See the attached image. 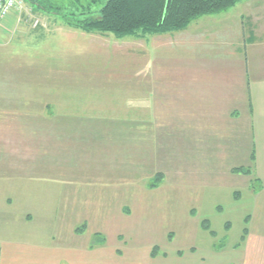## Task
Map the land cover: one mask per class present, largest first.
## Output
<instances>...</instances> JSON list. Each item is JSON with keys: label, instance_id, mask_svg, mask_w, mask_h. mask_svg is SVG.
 Returning a JSON list of instances; mask_svg holds the SVG:
<instances>
[{"label": "rangeland", "instance_id": "obj_1", "mask_svg": "<svg viewBox=\"0 0 264 264\" xmlns=\"http://www.w3.org/2000/svg\"><path fill=\"white\" fill-rule=\"evenodd\" d=\"M105 1L43 0L42 4L47 11L27 4L18 18L36 21L35 27L42 22L41 31L30 34L28 38L29 67H19V60L22 59L12 56L14 50L22 47L21 42L16 43L13 50H0V182L4 183L10 174L25 180L29 177L31 181H40V185L36 186L35 182L30 185L29 197L36 199L32 198L29 202L0 201V237L14 241H58L60 238L63 242L94 246L106 243L123 246L126 251H133L140 256L158 247L157 254L166 252L170 260L177 259L174 253L178 251L186 252L195 248L194 252L207 256L208 261H214L215 256L218 260L233 261L236 264L237 252H242L247 246L245 230L257 228V225L252 224V216L257 211L264 214V196L258 193L259 183L254 182V186L252 185L254 179L259 180L255 172L256 159H252L255 152L251 157L244 152L248 144L246 136L238 138L236 144L231 142V137L226 139L225 146H229L230 141L231 147L236 146V150L239 148L238 158L229 160L228 157L223 164L224 167L237 164L236 167H231L230 172L225 171L230 178L223 180L218 174L221 173L220 170L214 174L208 169L203 174L210 176L203 182L199 180L203 179L202 173L198 175L188 169L187 164L184 167L181 163L179 139H160L165 145H169V153L164 152V156H159L160 152L157 151L153 158L155 165L149 158V152L142 149L147 156H142L144 159L141 167L130 163L125 169L117 170L100 168L92 163L88 167L84 166L83 162L85 160L84 163H87V160L82 158L83 155L87 151H97L90 145L91 139L77 138L78 144L75 149L72 147L73 152L70 153L67 149L62 153L60 146L57 153L53 138H32L21 131L11 137L6 131L7 126L16 121L33 122L28 125L29 130L32 125L41 123L31 119L44 113L40 99L50 102L55 88L60 86L68 88L71 85L72 89L69 90L73 92L74 105L50 107L47 113H52L53 108H57V112H60V108L63 112L72 108V113L101 114L109 108L106 112L125 117L135 111V107L130 104L120 106L124 101L123 95L128 93L125 86H135L138 79L142 83L149 82V72L143 73L146 68L158 69L162 65L173 67L174 71L170 70L168 81L181 82L182 50L186 48V40L182 43L183 36L188 32H203L206 42L202 43L200 49L224 53L230 44L231 37L228 33L233 36L231 25H237L236 30H242L241 35L246 38L247 26L243 24L249 23L251 7L264 4V0H240L225 13L198 19L184 32L170 34L167 36L169 38L147 36L142 42H136L138 45L127 44L126 40H137L133 38L118 42L119 39L113 35H108V39L100 35L98 36L102 38H97L96 34L80 30L73 32L64 28L69 26L63 15L69 18H96ZM252 2L254 4L251 5ZM262 26L264 28V24ZM58 27L63 28V31H58ZM209 27H215L217 32L208 35L205 31H209ZM157 38L168 41L162 48H157L152 45V41ZM259 38L264 40V35ZM195 40L203 41L198 38ZM242 41L239 36V45L243 44ZM232 42L237 43V40L233 37ZM139 45L143 50L135 49ZM259 45L264 43L252 40L247 44L248 51L252 48L256 52ZM195 49H199V46L196 45ZM148 92V88L143 91L142 99L145 98V93L148 96ZM30 99L33 102L31 104L26 102ZM36 101L37 105H33ZM106 103L112 104L106 106ZM136 109L142 116V121L136 123V126L142 129V136H145L142 138L143 144L150 148L148 136H152V130L147 117L150 107L143 103ZM110 124L135 125L134 122ZM240 132H243V128ZM158 145L162 150L159 139ZM26 149H29L30 159L38 162L36 169L28 172L24 166L25 161L32 163V160L21 156ZM17 150H20L18 154ZM69 156L70 161L66 159ZM8 164H14L13 169L7 168ZM15 164L22 168L15 167ZM238 168L251 169L252 181L249 187L233 185L236 175L234 169ZM162 171L163 177L160 174ZM180 172L185 176L182 174L183 179ZM17 180L19 179H15ZM227 181L230 182L226 184ZM20 183L22 182L17 181L15 185ZM85 191H94L92 200L82 199ZM257 205H260V209ZM28 213L33 217L30 222L26 218ZM82 227L84 230L81 234L73 232ZM221 250L224 251L223 254H216ZM262 260L264 257L258 253L248 259L247 264H263Z\"/></svg>", "mask_w": 264, "mask_h": 264}, {"label": "crops", "instance_id": "obj_2", "mask_svg": "<svg viewBox=\"0 0 264 264\" xmlns=\"http://www.w3.org/2000/svg\"><path fill=\"white\" fill-rule=\"evenodd\" d=\"M255 6L251 7L248 25L243 24L247 26L245 30L247 34L246 38L241 35L243 33L242 30H236L237 25H231L233 36L230 32L228 33L231 37L230 44L224 53L212 50L207 51L206 49L201 50L202 43L206 42V35L204 36L203 32H188L187 35L183 36L182 43L186 40V48L182 50L181 82L168 81L170 70L174 71L173 67L162 65L158 66L159 70L156 67L146 68L143 73L149 72V82L142 83L138 79L135 81L134 87L125 86L128 93L123 95L122 99L124 101L120 103V106L130 104L135 107V111H132V113L125 117H120L118 113L106 112L109 108L101 114L90 113L83 115L72 113V108L68 112H63L61 108L60 112H57L58 109L53 108L52 113H47L50 107H72L74 105L73 92L69 90L72 89L71 85L68 88L60 86L57 89L55 88L54 97L50 102L40 99L39 103L44 107V113L33 116L31 119L41 123L29 126V130L28 125L33 122L16 121L14 124L7 126V133L11 137L21 131L26 132V135L32 138H53L55 152L57 153L60 146H62V153H65L67 149L70 153L73 152L72 147L75 149L76 144H78L77 138L91 139L89 141L90 145L94 146L93 149L96 148L97 151H87L83 155L82 158L87 160V163H84V160V166L88 167L92 163L94 166L100 168L117 170L125 169L127 164L130 163L136 165V167H141L144 159L142 156L147 151L149 152V158L151 157V161L155 165L153 158L154 154H157V151L160 152L159 156L160 154L164 156L166 154L164 152L169 153V145H165L160 139L165 137L179 139L181 144V163L184 167L187 164L188 169L196 172L198 175L203 174V171H208V169L214 174H216L217 170H220L221 173L218 174L223 180L230 178L228 177L229 175H226L225 171L229 170L230 172L232 170L231 167L237 165L223 166L225 164L224 161H227L228 157H230L229 160H236L238 158L237 150L239 148L236 150V146L231 147V144L238 143V138L246 136L248 144L244 152L250 157L253 151L255 152V172L260 181V191L258 193L263 197L264 66L262 64H264V45L257 46L256 52L252 48L248 51L249 46H247L252 40L253 42L257 40L264 43V40L259 38V36L264 35V28L262 26L264 24V16L262 15L264 13V9L262 8L264 4L262 5L261 3L257 7ZM18 15L14 13L0 21V50H13L17 46L16 43L21 42L22 47L20 50H14L12 56L16 59H22L19 60V67H29L30 50L28 38L30 34H37L41 31L40 25L42 22H39L38 26L35 27L36 21L20 19ZM54 22L57 21L54 20ZM64 28L71 31L76 30L71 27ZM214 28L209 27V31L206 30L205 32H208V35H213L217 32ZM58 31H63V28L58 27ZM239 32L240 34H238ZM196 34L198 36H194ZM83 35L85 36V34ZM96 35L97 38H102L100 37L101 35ZM169 35L149 36L169 38L167 37ZM238 35L243 40L241 42L243 44L241 45H239ZM146 37H128L117 40L118 42H122L133 38L137 40H126L127 44L138 45L136 42ZM233 37L237 40V43L232 42ZM104 38L108 39L110 37L104 36ZM158 38L152 41V45L162 48L168 39L158 40ZM196 38L203 41L195 40ZM96 40L100 41V39ZM24 43L26 46H24ZM196 45L199 46V49H195ZM135 49L143 50L141 45ZM147 88L149 90L148 96L145 93V98L142 99L143 91ZM26 102L33 103L31 99ZM37 103L36 101L33 105H37ZM143 103L150 107L149 116H147L152 130V136H148L150 148L143 144L142 138L145 136H142V129L136 126V123L142 121L141 113L138 114L136 112V107H140ZM107 104L109 103H106V106ZM20 122L22 123L20 124ZM110 122H134L135 125L118 124L113 126ZM242 128L243 132L241 133ZM229 137L233 141H231L232 143L229 141L230 145L225 146L227 143L226 139ZM58 139L60 140L58 141ZM94 139L97 140L95 141ZM158 139L159 144L163 147L162 150L158 145ZM142 149L146 153L142 152ZM100 150L101 152H98ZM19 152L20 150L16 151L17 154ZM29 153V149H26L25 155L21 154L23 159L32 160V163L24 160L27 172L35 170L38 163L36 159H30ZM246 158L248 159L249 157ZM66 159L70 161L71 156ZM13 165L7 168L13 169ZM15 167L21 166L15 164ZM164 172L160 173L162 177ZM179 174L182 179L185 177L182 172ZM17 176L10 174V177L4 180V183L0 182L1 202L11 203L19 200L29 202V200L36 199L29 197L30 185L33 182H35L36 186L40 185V181L37 179H32L33 181H31L29 177L25 180V178L21 179V177ZM209 176L206 177L204 175L203 179L199 180L205 182ZM234 176L235 179L233 181L235 184L233 185L235 186L249 187L251 184L252 176L250 175L245 176L244 174L240 175L236 173ZM12 177L13 179H11ZM15 179H19L17 181L22 183L15 185L17 182ZM229 182L227 181L226 184ZM93 192L85 191L82 194L84 196L82 199L92 200ZM76 196L74 197L76 198ZM107 199L110 198L107 197ZM119 200L122 201L123 199ZM257 208L260 209V205H257ZM252 217V224L253 226L257 225V228L248 230L246 236L247 246L242 249V252H237L238 256L235 257L236 264H247L248 259L250 260L253 258V255L258 253H261L264 257V214L257 211L256 215ZM26 218L30 222L33 217L28 213ZM75 231L76 229L73 232L75 233ZM194 250L195 248L188 249L186 252L178 251L174 253L177 259L170 260L166 252H161V254H157L158 256L153 257L152 251L150 253L148 251L143 257L133 251H126L123 249V246H111L106 243L94 246L85 243L63 242L60 238L58 241H14L6 237H0V264H235L233 261L218 260L215 256L214 261H208L207 256L199 254L200 252L196 254ZM223 253L224 251L221 250L216 254L221 255ZM262 263L264 264V260H262Z\"/></svg>", "mask_w": 264, "mask_h": 264}, {"label": "trees", "instance_id": "obj_3", "mask_svg": "<svg viewBox=\"0 0 264 264\" xmlns=\"http://www.w3.org/2000/svg\"><path fill=\"white\" fill-rule=\"evenodd\" d=\"M25 1L32 7L47 11L42 4L43 0ZM239 2L240 0H106L96 18L63 17L67 25L76 30L101 36L113 35L122 40L128 37L182 32L198 19L225 13ZM252 159L255 160V155ZM234 172L252 175L251 169L238 168ZM254 182L260 181L254 179L253 186ZM83 230L84 227L78 228L76 233L81 234ZM247 234L246 229L245 236ZM157 250L158 247L153 249V257L157 255Z\"/></svg>", "mask_w": 264, "mask_h": 264}, {"label": "built area", "instance_id": "obj_4", "mask_svg": "<svg viewBox=\"0 0 264 264\" xmlns=\"http://www.w3.org/2000/svg\"><path fill=\"white\" fill-rule=\"evenodd\" d=\"M26 6L25 0H0V21L14 13H23Z\"/></svg>", "mask_w": 264, "mask_h": 264}]
</instances>
